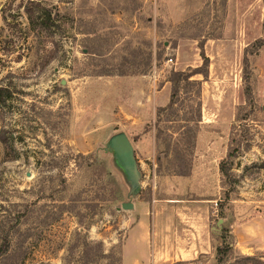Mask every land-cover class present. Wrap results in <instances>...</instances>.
Here are the masks:
<instances>
[{
  "label": "rangeland",
  "instance_id": "1",
  "mask_svg": "<svg viewBox=\"0 0 264 264\" xmlns=\"http://www.w3.org/2000/svg\"><path fill=\"white\" fill-rule=\"evenodd\" d=\"M201 52L199 98L158 125L196 135L180 176L156 112ZM0 86V264H216L222 228V264H264V0H0ZM119 133L135 195L106 151Z\"/></svg>",
  "mask_w": 264,
  "mask_h": 264
},
{
  "label": "trees",
  "instance_id": "2",
  "mask_svg": "<svg viewBox=\"0 0 264 264\" xmlns=\"http://www.w3.org/2000/svg\"><path fill=\"white\" fill-rule=\"evenodd\" d=\"M40 16L42 20V26L45 30L52 27L53 24L58 20L57 13L53 15L52 10H42L40 11ZM31 20H32V16L30 17V21ZM87 53L95 54L91 52L89 49H87ZM200 56L203 62L201 67H197L194 69L189 68L186 71L173 72L171 74L170 79L168 80L171 85L169 101L165 107L159 108L156 112L155 125H156L157 133L155 135V140L158 145H162L164 147V156L168 161L167 162L168 165L174 162H179L182 164V167L180 166L177 167L178 171L176 174L180 176L188 175L189 170L186 167L187 163H184L182 159L183 157H186L185 156L186 154L190 155V152L194 147L196 135L195 133H192V129L190 128L185 129V127L182 126H177L176 131L172 132L171 135H168L167 130H163L159 128L158 125L163 121L162 120L163 117L167 119L171 116H175V115L177 116V114H179L178 113L179 111L177 109L175 110V107L179 99V94L183 89L189 86L195 87L196 98L197 99L199 98L200 81L193 80V78L197 75H201L205 78L207 76V65H208V58L205 57L203 52L200 53ZM144 74L145 71L141 70L133 73H126L122 71L118 75L126 76V75H144ZM97 75L103 76L106 74L101 71ZM10 96H11L10 90L6 87L0 86V107L6 104V101ZM197 113L198 115L200 114V106L198 105V103H197ZM194 122L197 123L199 122V120ZM174 134H177L178 138L176 137L174 139V143H172L171 139ZM219 170L222 174H227L223 164L220 165ZM221 218L224 219L223 217ZM229 238L232 237L231 235H229L227 229L225 230V228H222L220 233L218 234V237L216 238V240L219 242L218 245L215 247L216 264H222L223 262H225L228 258V255L232 253L233 245L232 243H230ZM96 247L97 249H102V244L96 243ZM7 251H8V244L6 243V246L3 247L2 250H0V254H3L4 252ZM101 256H105V255H101Z\"/></svg>",
  "mask_w": 264,
  "mask_h": 264
},
{
  "label": "water",
  "instance_id": "3",
  "mask_svg": "<svg viewBox=\"0 0 264 264\" xmlns=\"http://www.w3.org/2000/svg\"><path fill=\"white\" fill-rule=\"evenodd\" d=\"M106 151L112 153L115 165L123 172L127 183L130 185L131 193L139 191V173L134 158L132 144L124 133L112 136L107 145ZM123 210H132L133 204L126 202L121 205Z\"/></svg>",
  "mask_w": 264,
  "mask_h": 264
},
{
  "label": "built area",
  "instance_id": "4",
  "mask_svg": "<svg viewBox=\"0 0 264 264\" xmlns=\"http://www.w3.org/2000/svg\"><path fill=\"white\" fill-rule=\"evenodd\" d=\"M170 62H171V60H170Z\"/></svg>",
  "mask_w": 264,
  "mask_h": 264
}]
</instances>
